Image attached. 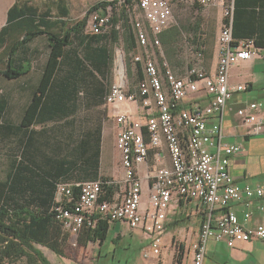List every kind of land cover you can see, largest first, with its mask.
Here are the masks:
<instances>
[{
	"label": "built area",
	"instance_id": "2783aa9c",
	"mask_svg": "<svg viewBox=\"0 0 264 264\" xmlns=\"http://www.w3.org/2000/svg\"><path fill=\"white\" fill-rule=\"evenodd\" d=\"M173 1L203 7L224 4V0L137 1L136 8L145 20L134 13L132 23L139 51L132 56L135 65L143 66L144 78L129 93L123 64L107 99L110 104L133 103L137 109L136 119L128 113L115 115L116 149L121 155L125 188L112 200L101 201L102 183H85L75 202L72 187L63 185L57 192L60 198L54 211L76 242L85 227L94 228L100 221H125L132 229L142 226L155 234L151 249L144 251V258H149L161 253L162 233L172 201L193 199L202 207L204 219L193 244L192 264H203L211 240L229 248L238 242H264V181L257 186L237 182L230 164L242 145L226 144L223 140L226 105L236 92L248 89L246 85L230 83V70L241 61L264 60V48L256 47L252 40H234L230 22L222 26L217 38L219 60L215 72L208 74L195 67L187 77L177 76L166 64L161 67L150 53V49L160 48V36L173 26ZM109 19L110 15L94 13L88 22L91 32L100 33L107 28ZM201 93L210 98L205 105L195 99ZM238 115L253 127L254 133L264 132L261 103L248 104L238 110ZM147 181L148 209L143 206ZM237 206L244 208L242 217ZM256 213L260 222L252 224Z\"/></svg>",
	"mask_w": 264,
	"mask_h": 264
},
{
	"label": "crops",
	"instance_id": "0c3cea01",
	"mask_svg": "<svg viewBox=\"0 0 264 264\" xmlns=\"http://www.w3.org/2000/svg\"><path fill=\"white\" fill-rule=\"evenodd\" d=\"M9 1L0 0V23L5 16L0 29L6 24L8 10L15 0L11 5ZM227 2L234 4V0ZM46 55L47 49L41 64H32L24 77L4 81L0 178L23 162L33 171L38 187L45 191L42 197H47L50 190L52 197L59 200L60 196L54 192L57 183L76 186L105 176L112 177L118 191L122 192L124 170L116 149L115 115L128 113L136 119V106L133 103L110 104L108 86L102 88L104 80L99 74L60 71L50 84L42 85ZM230 83L248 87L244 92H236L226 105L223 140L226 144L242 145L241 151L232 157L230 169L241 185L257 186L264 181V132L254 133L253 127L238 115V110L253 102L264 106V60L241 61L230 70ZM195 99L205 105L210 98L201 93ZM34 103H37L34 118L32 122L26 121ZM35 174L40 176L36 178ZM144 189L143 206L148 209V181ZM172 203L158 255L144 258V251L151 249L155 234L142 226L132 229L127 222L116 221L109 223L108 236L103 242L96 240L86 248L79 246L76 254L67 251L64 256H57L52 252L50 263L192 264L193 244L204 219L202 207L193 199H174ZM235 209L242 217L244 208L237 206ZM218 214V211L214 213ZM259 222L260 216L256 213L251 223ZM203 264H264V242H238L229 248L223 242L211 240L207 243Z\"/></svg>",
	"mask_w": 264,
	"mask_h": 264
},
{
	"label": "trees",
	"instance_id": "16d2710c",
	"mask_svg": "<svg viewBox=\"0 0 264 264\" xmlns=\"http://www.w3.org/2000/svg\"><path fill=\"white\" fill-rule=\"evenodd\" d=\"M34 1L15 0L8 10L6 24L0 29V78L11 80L24 77L37 62L39 53L38 50H32V45L40 38L47 42V62L43 66L42 85L50 84L60 71H70L77 75L99 74L104 80L101 83L102 88L106 89L108 86L110 95L114 82L113 51L116 45L123 43L124 52L129 55L127 73L132 80L128 84V92L135 91L137 83L144 78L142 65H135L131 55L139 51L137 31L132 23L138 0H101L89 7L84 18L78 21L73 19L66 0H50L44 3L43 7ZM195 6L198 13L203 11V6ZM109 9L112 10V15L107 28L100 33H89V18L96 12L107 16ZM226 10H229V14L226 15L222 26L231 22L233 39L252 40L256 47L263 49L264 0H234V4ZM202 21L199 19L190 27L194 33L195 39L192 42L196 45V57L194 62L190 63L185 77L195 67L207 73L204 66L205 52L197 42ZM183 30L187 28L173 24L160 36L164 48V57L161 58L163 68L166 67L165 62L173 68L181 65L178 56ZM4 111L5 102L1 93L0 158ZM35 111L37 103L28 111L25 120L32 122ZM14 169L7 172L3 179L0 178V264H15L22 260H29L33 264H51L39 247L48 248L57 256H64L72 236L57 219L54 211L57 200L52 197L50 190L47 197H42L46 195L45 191L38 187L33 171L23 162ZM35 175L36 178L40 176ZM96 181L101 182L103 186L101 201H110L119 192L112 177L105 176ZM89 182L94 181L85 183ZM85 183L76 186L57 183L54 192L58 194L60 186L68 185L74 190L72 196L76 202L79 200L81 185ZM108 231V221H100L94 228L85 227L77 238L78 245L86 248L92 241L103 242L107 239Z\"/></svg>",
	"mask_w": 264,
	"mask_h": 264
},
{
	"label": "rangeland",
	"instance_id": "374dc122",
	"mask_svg": "<svg viewBox=\"0 0 264 264\" xmlns=\"http://www.w3.org/2000/svg\"><path fill=\"white\" fill-rule=\"evenodd\" d=\"M14 0H10V5ZM69 7L72 11V16L75 21L80 20L81 18H84V16L87 14V11L89 10V7L94 5L95 3L101 1V0H66ZM35 3L43 7L44 3L50 2V0H35ZM231 4L227 2V0L224 1L223 5L214 6L210 5L203 8V11L198 13L196 10L195 5H189L180 1H173L172 2V11L174 15V21L173 24H178V26H182L187 28V30H183V35L181 37L180 42V52H179V60H180V66H176V68H173L169 63L165 62L166 65L174 71V73L177 76L185 77L187 75V69L189 68L190 63L194 62L196 57V45L192 42L194 38L193 30L190 29L192 25H194L195 21L201 19L202 25H201V31L199 33L200 37L197 42L200 44V46L204 50V66L207 73L214 72V70L217 68L218 63V44H217V38L219 37L222 29V24L224 22V19L226 17V8L229 7ZM135 14L138 15L139 19H142L143 22L145 20L143 13H141L137 8L134 9ZM109 15L111 17L112 10L109 9ZM5 16L2 18V21L0 25L4 23ZM189 27V28H188ZM87 31L91 32V27L88 24ZM202 44V45H201ZM46 42L45 39H37L32 45V50H38V57L36 58V64H41V62L44 60V54L46 52ZM124 45L121 43L120 45H116L114 48V60H115V66L113 67L114 70V80L116 81V78L119 74V71L122 69V66L124 64V69L127 73V64L129 62V55H126L124 52ZM150 53H152L160 66L161 64V58L164 57V48L161 46L160 48L156 49H150ZM132 55V53H131ZM123 59V61H122ZM127 78L129 84L132 82L131 77L127 73ZM4 81L5 78H0V94L4 92ZM114 81V82H115ZM136 108V107H135ZM149 166L152 167L153 163L150 162ZM144 200L147 204V197L144 195ZM173 204V203H172ZM79 248L78 242H76L75 239L70 238V242L68 245V252L70 254H76L77 250ZM44 253V255L52 261L53 258L51 257V251L48 248L39 247ZM53 256V255H52ZM9 264V263H6ZM15 264H33L29 260H22L19 263Z\"/></svg>",
	"mask_w": 264,
	"mask_h": 264
}]
</instances>
